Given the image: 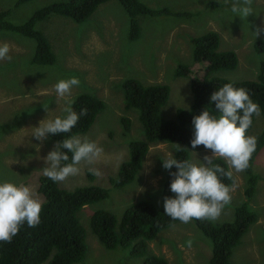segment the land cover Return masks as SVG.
Listing matches in <instances>:
<instances>
[{"label":"rangeland","instance_id":"rangeland-1","mask_svg":"<svg viewBox=\"0 0 264 264\" xmlns=\"http://www.w3.org/2000/svg\"><path fill=\"white\" fill-rule=\"evenodd\" d=\"M64 1L68 0H26L20 4L18 0H0V12L8 11L5 17L8 22L23 24L37 10ZM142 1L153 8L168 7L172 13L159 17L138 15L142 32L137 40L129 39L130 17L119 0L103 3L83 22L56 13L39 21L37 27L45 33L57 56L54 64L33 62L37 51L35 39L12 31L0 32V44L10 46L12 57L11 61H0V183L31 186L35 196L44 202V195L38 191L45 167L43 157L57 141L49 136L41 142L31 135L33 127L39 126L43 119L64 115L65 101L57 97L54 89L59 80L73 76L80 79V86L72 90L74 101L82 93H91L106 103L91 129L78 134L101 146L103 157L92 165L82 163L78 175L59 182L66 189L90 184L110 189L109 197L85 205L78 214L87 232L88 252L83 261L73 264H143L145 256L130 253L133 246L106 248L92 230L91 217L98 210H107L120 220L131 204L141 200L150 201L158 208L164 205L163 184L168 169L162 166V159L174 156L175 144L150 143L136 179L122 188L114 187L111 182V178L116 179L121 164L130 158L129 142L145 138L139 110L125 105L123 83L134 78L143 85H169L171 93L162 115L176 119L178 108L188 109L193 103L191 77L205 72L206 64L194 59L192 37L217 31L221 36L220 50L237 52L236 69L214 73L230 81L257 80L264 61V49L256 48V43L264 40V32L254 35L257 27L264 28V0H254L255 12L245 20L234 17L231 3L222 5L224 0ZM180 64L190 66L192 76H176ZM125 118L130 119L129 131L125 129ZM263 129L264 117L260 115L248 134L257 136ZM189 151L194 163H201L206 154L211 155L209 149ZM90 168L100 172L94 174V180L89 178ZM254 171L259 175L254 197L247 199L245 195V171L234 173L238 187L232 193V202L213 221H233L237 206L245 201L258 216V221L234 248L232 264H264V148L256 158ZM189 239L193 241L191 247L187 245ZM147 246L146 256L158 254L171 264H210L212 256L210 239L193 220L162 230ZM43 264H49V260Z\"/></svg>","mask_w":264,"mask_h":264},{"label":"trees","instance_id":"trees-1","mask_svg":"<svg viewBox=\"0 0 264 264\" xmlns=\"http://www.w3.org/2000/svg\"><path fill=\"white\" fill-rule=\"evenodd\" d=\"M26 0H18L20 4ZM109 0H68L55 2L37 10L28 21L23 24L8 22L5 17L8 11L0 12V32L12 31L33 38L37 43L36 55L33 62L41 64H54L56 54L53 51L45 33L37 25L50 14L56 13L67 16L76 22H83L90 18L100 5ZM129 14L131 31L129 39L137 40L141 36V25L137 20L140 14L152 17L170 16L172 11L168 7L153 8L142 0H119ZM231 0L222 2L230 4ZM186 15H190L186 13ZM196 62L205 63V72L191 77V89L194 99L190 108H178L176 119H167L162 115V108L169 100L171 87L167 84L143 85L134 78L123 83L124 100L128 109L137 108L140 114L145 138L129 142L130 158L124 161L111 182L116 188H122L132 183L143 167L145 157L150 149V143L169 142L176 145L174 157L178 160H191L189 149H193L191 140L194 138V116L200 114L205 108L210 113L217 111L215 103L211 101V94L223 84L231 82L235 87L245 88L254 102L261 109L264 117V61L261 62L260 74L257 80L230 81L214 75L219 70H233L239 64V57L235 50H220L221 36L217 31H209L203 35L191 38ZM257 50L264 49V40L256 43ZM190 66L180 64L176 76H192ZM74 111L80 113L87 109V115L81 116L71 133L52 135L56 141H62L71 135L85 133L91 129L97 116L102 112L106 103L91 93L78 95L72 105ZM256 117H253V125ZM125 129L130 130V119H123ZM252 125V127H253ZM252 127L249 129H252ZM248 132V133H249ZM258 145L253 153L250 167L245 171L247 186L245 195L247 199L254 197L258 185L259 175L254 171L257 156L264 148V129L258 134ZM179 146V147H178ZM196 151L205 150L198 145ZM67 152V149H62ZM71 157V153H69ZM226 170L228 165L223 160H216ZM178 169L173 166L167 170L163 184V198L173 197L170 184L174 178L170 173ZM89 178L95 175L89 172ZM225 184H232V180L221 178ZM38 191L44 195L43 209L40 223L30 228L25 223L10 243L0 242V264H73L83 261L88 252L86 243V229L82 225L79 212L89 203L106 199L110 195L107 187L90 184L66 189L59 183L53 182L44 175L40 177ZM200 230L210 239L212 256L210 264H232L231 256L234 248L242 241L250 226L258 221V216L251 209L248 201L241 203L235 210V219L223 223L213 221L193 220ZM180 222L173 220L165 214L164 207L158 208L150 201H138L131 204L119 220L116 215L107 210H98L91 217V227L100 242L108 249L119 246L128 248L133 246L131 254L145 256L143 264H171L166 257L158 254L147 255L148 241L155 239L162 230L168 229ZM141 240L138 244L134 241Z\"/></svg>","mask_w":264,"mask_h":264},{"label":"clouds","instance_id":"clouds-1","mask_svg":"<svg viewBox=\"0 0 264 264\" xmlns=\"http://www.w3.org/2000/svg\"><path fill=\"white\" fill-rule=\"evenodd\" d=\"M253 4L254 0H231L230 11L234 17L245 20L255 12ZM261 32L264 28L257 27L255 37ZM10 50L7 43L0 44V61H11ZM80 83V79L73 76L54 85L57 97L65 101L64 115L43 119L39 126L33 127L31 136L43 142L49 136L72 132L80 117L87 115L86 108L77 113L72 107V90ZM211 101L215 103L218 114H212L205 108L194 116V138L191 140L193 149L203 145L211 150V155L206 154L201 163L178 160L173 155L162 159L165 169L171 170L173 166L178 169L170 173L174 177L170 184L174 196L164 198V212L185 224L194 219H219L225 207L231 204L232 193L238 187L234 173H242L251 166L250 161L258 145V137L248 132L253 125V117H259L261 109L245 88L225 83L211 94ZM45 110L48 111L47 107ZM62 149H67V152ZM103 155V148L95 141L86 136L71 135L57 141L43 157V175L53 182H64L80 173L82 163L95 164ZM216 160H223L228 165L227 170L215 163ZM89 170L100 175L98 169ZM222 177L232 180V184H225ZM42 209L43 202L35 196L31 186L8 181L0 183V242L10 243L25 223L30 228L36 227L40 223ZM192 243L191 239L187 241L189 247Z\"/></svg>","mask_w":264,"mask_h":264},{"label":"crops","instance_id":"crops-1","mask_svg":"<svg viewBox=\"0 0 264 264\" xmlns=\"http://www.w3.org/2000/svg\"><path fill=\"white\" fill-rule=\"evenodd\" d=\"M260 154V153H259Z\"/></svg>","mask_w":264,"mask_h":264}]
</instances>
